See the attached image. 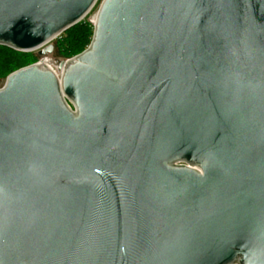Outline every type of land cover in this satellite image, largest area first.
I'll return each instance as SVG.
<instances>
[{"label": "water", "instance_id": "water-1", "mask_svg": "<svg viewBox=\"0 0 264 264\" xmlns=\"http://www.w3.org/2000/svg\"><path fill=\"white\" fill-rule=\"evenodd\" d=\"M0 0V264H264V0Z\"/></svg>", "mask_w": 264, "mask_h": 264}, {"label": "trees", "instance_id": "trees-1", "mask_svg": "<svg viewBox=\"0 0 264 264\" xmlns=\"http://www.w3.org/2000/svg\"><path fill=\"white\" fill-rule=\"evenodd\" d=\"M93 31V23L85 19L65 30L55 41L57 57L68 59L81 53L90 44ZM32 63L35 58L27 52L0 45V80Z\"/></svg>", "mask_w": 264, "mask_h": 264}, {"label": "rangeland", "instance_id": "rangeland-1", "mask_svg": "<svg viewBox=\"0 0 264 264\" xmlns=\"http://www.w3.org/2000/svg\"><path fill=\"white\" fill-rule=\"evenodd\" d=\"M101 2H102V0H98L96 2V4L93 6V8L85 16V18H84L85 20H89L90 22L93 23V21L95 20V16L97 14V11H98V9L100 7ZM55 41H56V39L52 40L51 43H53L55 45ZM27 53L35 58V62H39V61H41V60H43L45 58L47 59L46 56H40L38 54V50L30 51V52H27ZM47 56L49 58L50 65L53 68H56V65H57L58 60H61L62 59V58L57 57L55 50H54L53 53L47 54ZM5 80H6V78H3V79L0 80V87H2L4 85Z\"/></svg>", "mask_w": 264, "mask_h": 264}, {"label": "bare ground", "instance_id": "bare-ground-1", "mask_svg": "<svg viewBox=\"0 0 264 264\" xmlns=\"http://www.w3.org/2000/svg\"><path fill=\"white\" fill-rule=\"evenodd\" d=\"M46 59V58H45ZM44 60V59H43ZM47 60V59H46ZM50 63V62H49ZM52 67V66H51Z\"/></svg>", "mask_w": 264, "mask_h": 264}, {"label": "built area", "instance_id": "built-area-1", "mask_svg": "<svg viewBox=\"0 0 264 264\" xmlns=\"http://www.w3.org/2000/svg\"><path fill=\"white\" fill-rule=\"evenodd\" d=\"M56 70V68H54Z\"/></svg>", "mask_w": 264, "mask_h": 264}]
</instances>
